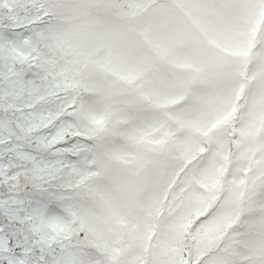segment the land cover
Here are the masks:
<instances>
[{
    "label": "snow or ice",
    "instance_id": "6c2138e0",
    "mask_svg": "<svg viewBox=\"0 0 264 264\" xmlns=\"http://www.w3.org/2000/svg\"><path fill=\"white\" fill-rule=\"evenodd\" d=\"M0 264H264V0H0Z\"/></svg>",
    "mask_w": 264,
    "mask_h": 264
}]
</instances>
